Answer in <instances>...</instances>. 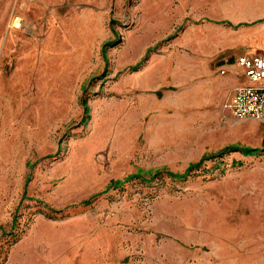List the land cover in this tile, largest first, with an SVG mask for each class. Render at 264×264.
Instances as JSON below:
<instances>
[{
	"label": "rangeland",
	"instance_id": "rangeland-1",
	"mask_svg": "<svg viewBox=\"0 0 264 264\" xmlns=\"http://www.w3.org/2000/svg\"><path fill=\"white\" fill-rule=\"evenodd\" d=\"M259 51L264 0H0V264H264V153L110 186L261 146Z\"/></svg>",
	"mask_w": 264,
	"mask_h": 264
},
{
	"label": "built area",
	"instance_id": "built-area-1",
	"mask_svg": "<svg viewBox=\"0 0 264 264\" xmlns=\"http://www.w3.org/2000/svg\"><path fill=\"white\" fill-rule=\"evenodd\" d=\"M246 81L234 86L223 107L238 119L264 121V52H247L236 58Z\"/></svg>",
	"mask_w": 264,
	"mask_h": 264
},
{
	"label": "trees",
	"instance_id": "trees-1",
	"mask_svg": "<svg viewBox=\"0 0 264 264\" xmlns=\"http://www.w3.org/2000/svg\"><path fill=\"white\" fill-rule=\"evenodd\" d=\"M241 24H248V23H246V22L239 23L236 26L241 25ZM107 44L108 43H105V45H103V47H102V55L105 59H106L105 46ZM138 65H140V62L137 63L135 66H131V67L133 69V68L137 67ZM82 103L84 105H86V100L83 99ZM85 111L87 112L88 109L85 108ZM231 151H240L243 155H258L260 153H264V141H262L261 146H257V147L244 146V145H240L239 143H232V144L226 145L223 148H221L220 150H218L217 152H213L210 154L206 153V154L202 155L199 160H197L195 162H190L183 172H173V171L168 170L166 168L157 169L155 171H152L151 169H149L147 171L139 170L137 172V174L128 175L124 179H119V180L113 181L110 184V186L111 185H113L114 187L119 186L123 182L128 180L130 177L141 176L142 178H144V174H147L149 176L147 179H145L146 181L152 180L155 176L162 174V173L163 174L165 173L167 176L174 178V179L183 178V177H186L187 175H189L192 171L198 170L204 161L209 160V159H213V158L219 159L224 153L231 152ZM89 202H90V199L83 201L84 204H87Z\"/></svg>",
	"mask_w": 264,
	"mask_h": 264
},
{
	"label": "crops",
	"instance_id": "crops-1",
	"mask_svg": "<svg viewBox=\"0 0 264 264\" xmlns=\"http://www.w3.org/2000/svg\"><path fill=\"white\" fill-rule=\"evenodd\" d=\"M262 52H264V51H262ZM234 63L236 64V66L238 67V69H239V71L237 72V77H242L243 78V81H241L240 83H243V82H245L247 79H246V76H245V74H244V71H243V68L236 62V58H235V60H234ZM240 83H238V84H240Z\"/></svg>",
	"mask_w": 264,
	"mask_h": 264
}]
</instances>
